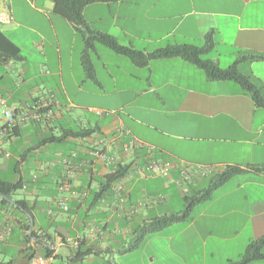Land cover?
<instances>
[{
	"label": "crops",
	"instance_id": "0c3cea01",
	"mask_svg": "<svg viewBox=\"0 0 264 264\" xmlns=\"http://www.w3.org/2000/svg\"><path fill=\"white\" fill-rule=\"evenodd\" d=\"M3 14L10 15L12 21H0V34L19 49L24 60L0 59V99L12 110L52 98L60 105L50 123H28L20 127L19 136L0 138V144L10 143L19 151L17 181H25L9 203L0 198V264H29L34 253L43 255L45 249L51 253L50 264H83L92 257L101 260L97 264H117L116 256H129L139 249L124 255L116 252L130 240L135 222L164 214L163 207L174 196L182 201L185 194L203 187V178L226 166L264 165V108L257 107L236 83L209 81L203 71L180 59L154 60L139 68L123 56L109 55L100 44L89 52L94 71L90 77L81 65L86 31L54 14L51 1L0 0ZM83 16L91 30L145 53L172 45L203 46L211 33L215 47L210 55L214 53V57H208L222 69L236 65L242 75L258 81L264 98V59L242 60L250 55L264 57V0H112L87 6ZM22 36L32 37L31 44L43 62L31 61L23 53L18 42ZM63 49L68 50L71 67L67 80ZM48 51L53 54L51 63ZM106 55L114 60L116 70L123 66L129 70L124 87L118 85L120 72L110 73ZM93 56L109 73L112 86L100 81ZM223 58L228 60L226 66ZM46 65L53 70L49 76L58 86L48 88L47 95L41 97L38 80ZM71 82L73 88L67 86ZM32 84L37 86L29 102L20 92ZM78 96L87 101L104 100V105L75 104ZM120 99L125 101L107 105L106 101ZM0 111L2 115L1 107ZM2 121L3 117L0 124ZM84 128L94 129V134L85 140L69 138L61 144L38 147L42 134L51 130L61 136L64 130ZM119 131L144 147L123 155L121 143L128 137L114 143ZM33 138L37 142L33 143ZM99 149L117 153L118 164L136 167L125 180L128 200L123 210L113 206L114 197L111 203L90 202L105 175L118 165L106 166L98 160L93 153ZM152 157L174 165L169 177H146L137 170ZM66 159L72 163V175ZM24 164L32 171L30 180L22 172ZM181 165L213 172L205 177L195 173L188 183L178 185L175 181L181 177ZM16 201L33 207V218ZM61 202L69 211L60 208ZM193 213L191 220L177 223L185 226L180 234L193 228L198 237L205 235L204 245L209 240L213 243L214 256L236 252L240 259L251 241L264 236V171L232 178L215 191L212 200L195 206ZM31 231L37 238L27 239ZM82 243L86 245L83 249L94 246V253L84 261H75ZM226 259L235 261L231 256ZM252 264H264V260Z\"/></svg>",
	"mask_w": 264,
	"mask_h": 264
},
{
	"label": "trees",
	"instance_id": "16d2710c",
	"mask_svg": "<svg viewBox=\"0 0 264 264\" xmlns=\"http://www.w3.org/2000/svg\"><path fill=\"white\" fill-rule=\"evenodd\" d=\"M49 1L53 3L54 14L64 18L75 27L83 28L86 31V34L84 36L85 49L81 57V65L85 73L90 77L93 76L94 71L89 52L94 49L95 44H100L110 49L114 53L126 57L132 62V64L139 68L147 67L150 62L154 60H183L203 71L209 81H227L236 83L240 86L245 94L251 97L252 101L257 107L264 108V98L261 95L260 83L258 81L254 80L252 77L242 75L237 70L236 65L227 69H222L214 61L208 58L215 47L213 34L211 33L206 36V42L203 46H195L189 44L172 45L156 50L152 53H145L135 50L131 47L122 46L116 39L112 38L111 36L103 34L101 32L93 31L87 27L83 16L84 9L91 4L107 3L112 0ZM0 59L4 60V62L24 60V57L20 53L19 49L2 34H0ZM263 59L264 57L260 55H250L244 56L242 58V60L251 61H260ZM50 121H47L46 124L50 123ZM93 134L94 129L84 128L77 130H64L61 136H56L52 133L51 130V132L49 133L42 134V140L38 144V147L44 145L61 144L63 142H67L69 138L85 140L91 137ZM19 135L20 128H14L10 136L17 137ZM19 164L20 163H16V172L18 171ZM135 169L136 167L134 168L133 164H118L117 166L112 167L110 172L105 175L104 181L100 183L99 189L94 192L90 202L97 203L101 200H105L107 203H111L114 195V185L118 181L131 174V172ZM248 171H264V165L248 166L246 168L238 165L226 166L217 174L210 175L208 186L202 189L195 190L191 194H185L182 199L184 204L183 210H181L180 212H165L164 214H161L159 216H155L144 221L135 222L131 228L130 240L126 242L118 251H116L117 254L124 255L128 252L136 250L149 235L159 233L170 225L191 220L192 212L195 206L212 200L216 190L224 186L232 178ZM24 186L25 181L22 178L16 182H11L0 177V198L2 199V202L5 204L9 203L13 194L22 190ZM16 205L24 210L26 214L30 216V218H33L31 212L33 207H30V205L26 201H16ZM36 236L37 235L33 231H31V234L27 236V239L37 238ZM84 245L85 243H82V245L78 247L75 261H84L86 257L94 253V246L89 248L84 247L83 249ZM30 251L31 250H29V252ZM44 252L45 253H43V256L47 258L51 256L49 250L45 249ZM36 255L37 254L34 253L32 257ZM261 260H264V236L257 240L251 241L238 261L230 260L226 264H252Z\"/></svg>",
	"mask_w": 264,
	"mask_h": 264
},
{
	"label": "rangeland",
	"instance_id": "374dc122",
	"mask_svg": "<svg viewBox=\"0 0 264 264\" xmlns=\"http://www.w3.org/2000/svg\"><path fill=\"white\" fill-rule=\"evenodd\" d=\"M25 12L19 11L20 15H24ZM34 38V37H33ZM37 39V38H36ZM32 37H26L22 36L19 37L18 42L23 48V53L29 56V60L36 61L37 63L43 62L42 58L40 57V53L32 46L31 44ZM123 46V45H122ZM101 48V47H100ZM105 49V48H102ZM106 51L109 55L115 56L116 53L111 51L110 49L106 48ZM48 58L50 59L51 63V57H53V54L51 51H48ZM68 50L63 49V57H64V77H66V80L70 77L71 73V67L69 65V58H68ZM121 56V55H120ZM122 57V56H121ZM210 57H214V53L210 55ZM209 58V57H208ZM94 61L96 62V68L99 75V79L101 82L105 83L106 85L112 86V82L109 80V73H105L102 70V64L100 62H97L95 57L93 56ZM106 61L111 62L110 65V73L113 75H116L115 72H120V75H118V85L119 86H125L123 83L127 79V74L129 73V70L123 66L121 67L120 71L116 70L113 67L114 60L108 58L106 55L105 57ZM124 60L127 58L123 56ZM228 60L223 58L222 59V65L226 66V62ZM47 62V61H46ZM49 63V62H47ZM45 63V64H47ZM17 64V63H16ZM24 69H27L26 66H24ZM137 69V68H134ZM53 70L49 65L45 66V69H43L44 76H41V79L39 78L38 84L42 88V93L38 96L43 97L44 95H47L46 90L48 88L55 89L56 81H52L51 77L49 76L50 72ZM47 72V74H46ZM46 75V76H45ZM72 81V80H71ZM37 85L32 84L31 87L23 86L22 91L20 94L25 98L28 99L30 102V98L34 97V95H31L32 90ZM67 86L70 88H73L74 85L71 82L70 84L67 83ZM35 94V93H34ZM37 95V94H35ZM59 96V95H58ZM91 101H87L86 99H83L81 96L76 97V100L73 102L75 104H92L94 106L100 107L104 105V100H99L98 98H92L89 99ZM124 99H120L119 101H106L107 105L113 106L114 104H117V102H124ZM61 102H65V100H60ZM73 112H76L77 110H72ZM88 117H91L88 112L85 113ZM3 115H1L0 111V122L2 120ZM73 117V116H72ZM74 118V117H73ZM71 127L75 129V125L71 124ZM33 143L37 142V138H33ZM0 148L4 150L5 152L9 153L11 155L10 158H5L4 156H0V177L2 179L16 182L18 179V174L15 170L16 163L19 158V151H17L15 146H12L10 143L2 142L0 144ZM22 172L24 174L25 179L30 180L32 178V171L29 169L27 164H24L22 166ZM209 178L208 176L206 179L203 178V187H199L198 189H202L209 184ZM196 189V190H198ZM17 197H20L17 195ZM183 201L179 199L178 196H174L171 200V202L168 204L167 207H163L165 212L170 213H177L183 210ZM168 209V210H167ZM194 216V213L192 214V217ZM185 227L182 226V224H175L167 227L166 229L162 230L160 233H155L152 235H149V237H146V239L141 243L139 246V249L130 254L129 256H116V263L117 264H226L227 263V256L233 257V260L238 261V257L236 252L231 253H223L218 252L224 257H221V255L216 254L214 256V245L209 240L207 245L203 244V236H205L202 233V236L198 237L196 234V231L191 228L189 231H185L183 234H180L181 228ZM199 232H201V229H199ZM205 233V232H204ZM171 237V238H170ZM201 238V239H200ZM153 259L151 262L150 260ZM98 262H101L99 259L95 258H89L87 259L83 264H97ZM58 264V261L55 263Z\"/></svg>",
	"mask_w": 264,
	"mask_h": 264
},
{
	"label": "built area",
	"instance_id": "2783aa9c",
	"mask_svg": "<svg viewBox=\"0 0 264 264\" xmlns=\"http://www.w3.org/2000/svg\"><path fill=\"white\" fill-rule=\"evenodd\" d=\"M0 21L2 23H10L12 18L8 14L0 15ZM60 103L55 99H49L42 102H36L34 105L24 109V110H12L8 107L5 100L0 99V107L2 108L3 121L0 124V138L9 137L13 132L14 128H20L23 125L28 123H36L42 124L50 121L55 116V109L58 108ZM98 114H101L98 112ZM118 136V137H117ZM116 139H114V143H119L124 136L128 137V140L121 143V151L122 154L127 156L130 155L134 150L138 148H143L144 145L130 137V135L126 132L119 131ZM93 155L100 160L106 166H114L119 163V155L117 153L114 154H106L102 150H96ZM0 156H4L5 158H10L11 155L0 148ZM65 165L68 168V173L72 175V163L69 160H65ZM174 168V165L169 161H160L155 158H148L147 161L137 168V170L146 177H157L164 176L169 177L171 170ZM181 177L177 179L175 183L178 185H183L190 181L191 177L198 173L201 177H205L208 174L213 172V169H206L201 167H190L181 165L180 167ZM132 176L129 174L124 179L118 181L113 188L114 192V200L113 206L117 209L123 210L127 204V191L125 180ZM60 208L67 212L69 211L66 203L61 202L59 204ZM3 239V237H2ZM51 258H47L43 255H36L29 260V264H50Z\"/></svg>",
	"mask_w": 264,
	"mask_h": 264
}]
</instances>
